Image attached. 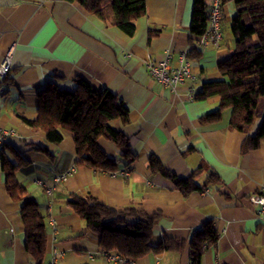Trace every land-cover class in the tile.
I'll use <instances>...</instances> for the list:
<instances>
[{
  "label": "crops",
  "instance_id": "obj_1",
  "mask_svg": "<svg viewBox=\"0 0 264 264\" xmlns=\"http://www.w3.org/2000/svg\"><path fill=\"white\" fill-rule=\"evenodd\" d=\"M193 2L147 0L146 13L134 21L135 32L129 35L113 23L108 6L103 19L78 2L0 0V64L7 52L13 53L11 69L0 80L4 90L0 126L16 131L6 142L37 165L33 173L19 174V179L45 217L48 252L44 264H190L189 240L210 219L219 239L206 249L202 264H264V220L249 200L251 194L264 190V138L258 147L242 151L243 140L260 121L236 130L230 126L232 108L226 107L220 120L200 123L201 115L218 107L219 96L195 98L204 81L223 77L217 64L233 46L234 1L221 0L222 40L204 47L190 29ZM212 4L208 0L209 9ZM167 51L173 53L175 64L180 52L189 51L196 73L177 92L162 85L146 65L149 59H164ZM81 78L98 89L114 91L129 109L127 123L115 119L111 126L129 137L136 159L127 165L112 141L99 139L120 169L129 171L127 175L77 163L70 130L62 129L63 139L51 142L43 130L24 121L37 118V92L48 82L73 90ZM191 86L194 97L188 93ZM151 155L183 178L202 165L195 177L200 186L210 170L219 179L184 196L172 179L152 172ZM63 173L66 178L56 182L55 176ZM38 180L54 186V191L47 192ZM73 193L94 196L117 211H160L152 243L169 236L186 244L180 251L149 252L132 262L111 259L99 235L68 205ZM139 218L130 215L127 221L135 223ZM0 264H35L25 248L20 204L6 190L1 165Z\"/></svg>",
  "mask_w": 264,
  "mask_h": 264
},
{
  "label": "trees",
  "instance_id": "obj_2",
  "mask_svg": "<svg viewBox=\"0 0 264 264\" xmlns=\"http://www.w3.org/2000/svg\"><path fill=\"white\" fill-rule=\"evenodd\" d=\"M80 3L87 11L105 19L104 8L109 7L113 23L129 35L134 34V21L146 13L147 0H66ZM235 15L231 21L233 46L230 54L218 62L223 75L220 79L202 83L196 99L219 96L218 107L199 117L200 123H211L221 119L226 107L232 108L230 126L236 130L250 127L260 118L254 133L242 142V151L259 146L264 138V0H233ZM208 0H194L190 29L200 36L209 19ZM151 30L150 33H155ZM151 35V34H150ZM37 118L24 121L35 130H43L51 142L63 139L62 129L73 133L77 163L94 170L114 172L120 169L119 162L101 145L105 137L121 151L127 165L137 155L131 150L130 139L122 131L111 126V121H129V109L117 93L109 88L98 89L85 79H78L75 89H62L55 82H48L37 92ZM47 151L46 148H40ZM0 165L4 174L6 190L20 204V217L24 226V244L35 264H44L48 252V232L39 203L20 181L19 174L28 175L37 165L26 158L10 143L0 148ZM149 165L154 173H161L173 180L175 187L184 196L194 190L218 180L210 170L203 186L195 182L196 175L203 169L199 166L186 178L178 177L166 168L160 159L151 155ZM68 205L84 220L86 227L99 235L101 247L109 253H117L132 262L143 255L154 252L180 251L186 241L164 237L153 244L154 227L162 213L126 209L117 211L97 200L94 196L83 197L70 194ZM130 215L141 216L129 223ZM219 231L213 220H207L189 240L190 264H202L207 248L217 243Z\"/></svg>",
  "mask_w": 264,
  "mask_h": 264
},
{
  "label": "built area",
  "instance_id": "obj_3",
  "mask_svg": "<svg viewBox=\"0 0 264 264\" xmlns=\"http://www.w3.org/2000/svg\"><path fill=\"white\" fill-rule=\"evenodd\" d=\"M221 0H213L212 7L209 11V19L207 23L206 30L199 38V46L204 47L210 42L219 44L222 40V5ZM13 60L12 51L7 52L0 64V80L3 81L7 74L9 73ZM148 71L165 87L170 90L177 92L179 87L186 83L187 81L194 80L196 78V73L192 67V59L189 55V51H182L178 55L177 63H174L173 53L170 51L166 52V57L162 60L149 59L146 61ZM3 88L0 87V100ZM192 97H194V88L191 86L188 92ZM16 131L14 129H7L0 126V146H2L10 136L15 135ZM114 174L127 175L129 171L127 169H119L113 172ZM67 174H59L55 176V181L59 182L66 178ZM42 184L46 191L52 193L54 191V186H45L41 180H38ZM250 202L255 204L258 208V215L260 219L264 220V190L251 194L249 196ZM56 230L57 227H54ZM111 259L119 260L122 262H129L125 257L117 253H108ZM55 258H53V262Z\"/></svg>",
  "mask_w": 264,
  "mask_h": 264
},
{
  "label": "rangeland",
  "instance_id": "obj_4",
  "mask_svg": "<svg viewBox=\"0 0 264 264\" xmlns=\"http://www.w3.org/2000/svg\"><path fill=\"white\" fill-rule=\"evenodd\" d=\"M263 99H264V98H262V100H263ZM258 121H260V118H259V117L256 118L254 122H258Z\"/></svg>",
  "mask_w": 264,
  "mask_h": 264
}]
</instances>
